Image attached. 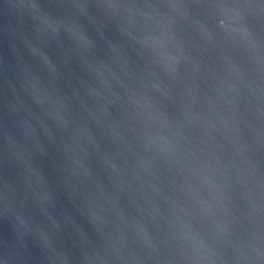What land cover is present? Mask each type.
<instances>
[{
    "label": "water",
    "instance_id": "water-1",
    "mask_svg": "<svg viewBox=\"0 0 264 264\" xmlns=\"http://www.w3.org/2000/svg\"><path fill=\"white\" fill-rule=\"evenodd\" d=\"M0 264H264V0H0Z\"/></svg>",
    "mask_w": 264,
    "mask_h": 264
}]
</instances>
